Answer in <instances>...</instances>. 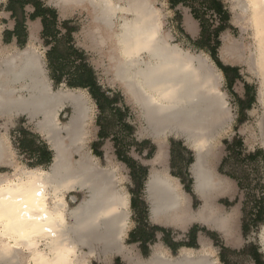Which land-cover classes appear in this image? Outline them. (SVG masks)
I'll list each match as a JSON object with an SVG mask.
<instances>
[{
  "label": "bare ground",
  "instance_id": "1",
  "mask_svg": "<svg viewBox=\"0 0 264 264\" xmlns=\"http://www.w3.org/2000/svg\"><path fill=\"white\" fill-rule=\"evenodd\" d=\"M66 2L88 10L86 41L108 59L114 81L141 109L145 130L156 140L146 191L152 221L182 229L201 221L239 243L238 209L224 213L216 204V197L231 196L235 188L217 171L216 141L228 115L217 68L203 54L171 42L153 0ZM236 7L253 29L251 67L262 79L259 99L264 107V0H236ZM186 26L191 28L189 21ZM39 29L32 22V41L23 50H0V117L27 115L54 157L48 170L23 168L0 132V167L13 168L12 174L0 172V264H88L98 254L124 255L130 264H219L204 238L198 254L186 249L174 259L159 244L145 261L126 248L129 194L120 186L118 168L100 165L89 149L93 101L85 89L51 87L36 47ZM245 52L225 46L221 57L240 61ZM66 107L72 112L62 122ZM262 117L264 126V113ZM169 136L182 138L194 153L190 170L195 194L203 202L198 211L191 209L189 195L166 167L164 139ZM76 193L85 197L80 200ZM260 239L264 248V228Z\"/></svg>",
  "mask_w": 264,
  "mask_h": 264
},
{
  "label": "rangeland",
  "instance_id": "2",
  "mask_svg": "<svg viewBox=\"0 0 264 264\" xmlns=\"http://www.w3.org/2000/svg\"><path fill=\"white\" fill-rule=\"evenodd\" d=\"M40 1H42L46 7L57 10L59 22L68 20L70 21V27H76L78 29V31L74 33V42L76 46L86 53L87 59L95 69L103 89L105 91H113L114 95H116V93L119 95L121 100L118 102V106L123 108L124 115L121 119L111 112L100 114L96 104L93 102L94 115L89 149L98 158L100 165L104 167L110 165V168H118V177L119 179L121 178L120 186L126 193H129V202L134 199L133 195L138 196L141 194L143 197L144 193H132L133 190H144L141 169L137 167V169L134 170V166L127 165L121 160L123 159L126 161L132 158L140 167H145L148 173H150V170L154 167L152 159L158 147L156 140L145 130L146 125L141 115V109L131 102V99L124 93L121 85L114 81L113 76L108 70V59L94 50L88 40L86 41L84 35L91 25V17L86 7L77 3L75 4L74 2H66V0ZM223 2L227 11L230 13V20L227 23L226 29L220 34V46L217 50V57L225 66L237 68L239 76L232 70H230L228 74H225L217 66L210 54L214 41L205 43L206 47L204 48L195 44V41L200 38L201 28L199 22L193 18L189 7L180 5L177 9L173 10L168 0H153L154 6L161 11L163 28L166 33L170 34L172 38L171 42L178 44L184 49H189L196 55L203 54L208 57L211 63L217 68L216 81L219 83L221 91L225 94L227 102V123L221 131V134L217 137L215 150H217L216 153L218 154V172L231 179L235 184L236 189L233 190L232 195L223 198V201H226L227 206L224 212H231L235 208L239 211L238 230L240 242L237 244L238 246L235 247V245L233 246L231 242H228L224 236L222 237L219 232H214L216 235V238L212 237L214 238V248L208 239V232H205L206 227L203 226H200V229L204 230L203 233L200 234V236L203 235L200 239L204 238L209 241L213 259H216L219 264H257L253 254L256 251L261 255L260 263L264 264V248L260 239V234L264 228V209L261 212V217L257 216V207L261 202L260 199L264 197V126L261 125L263 122L262 116L264 107L259 99L262 79L251 67V53L249 48L252 49L256 45V41L253 29L247 22L248 18H243V16L239 14L237 7L235 10L236 0H223ZM13 5L14 0H0V50L23 49L26 47L29 40L28 38L16 41L11 33L8 32L14 28V17L17 16L18 19H22L23 15V12L20 10V5L18 4L14 5L17 13L12 15L9 9ZM33 10L32 6L25 7L26 14H30ZM207 19L214 27L220 23V19L217 15L208 14ZM35 21L39 20L37 19ZM186 21L190 22V29L187 28ZM19 25L21 26L20 29H22V25ZM29 25L30 23L27 25L28 30ZM59 27L64 32L63 26H61L60 23ZM225 46L238 47L240 53H242L243 50L247 52H245L244 57H242L240 61L233 60L232 58H228L227 61H225L221 57V49ZM36 47H38L37 49L40 54L43 55L44 65L45 68H47L46 52L50 49V46L46 45L41 32L37 37ZM48 74L49 71L47 70V75ZM217 76L220 79H217ZM48 77L50 79V76ZM230 83L233 84L232 87ZM64 86L55 87L53 82H51V87L54 90L65 88L66 86ZM110 97H113V95L110 94ZM239 98L243 99V104L239 103ZM71 112V108L66 107L60 114V120L66 122ZM100 125L103 127L105 133L104 139H100L98 135ZM24 127H27L29 131L28 135L32 137V139L25 138V135L22 133ZM0 131L6 134L5 136H7L13 148L14 161H16V164H19V166L23 168L49 169L53 160L47 163V159L49 156L52 158L54 156L51 146L48 144L47 140L37 132L34 124L28 122L25 116L15 117L12 120L0 118ZM237 141H242V149L236 145ZM164 142L167 145L166 167L170 174L176 177L186 166H188L189 169L190 164L194 162L193 151L190 150L185 144V141L179 137L169 136L164 139ZM94 143L97 144L93 146ZM257 151H260V155L257 159L248 157L249 154L256 153ZM38 152L41 153V156L36 154ZM187 160L188 165L186 163ZM157 168H161V165ZM0 172L12 174L13 168L0 167ZM191 180L192 179L189 177L190 185L193 183ZM189 189L192 191V186H190ZM188 194L190 195L193 193ZM77 195L80 200L85 197L84 193H79ZM195 197L193 201L191 199L190 203L191 208L194 210L202 205V200ZM69 199L70 196L68 197V200ZM142 199V204L149 208L144 197ZM70 205L71 207L75 206L72 203H70ZM145 207L135 212L133 206H129L131 225L125 238L126 248H132L139 258H146V248L143 250L144 255H141L140 244L133 243V240L140 234L138 229L142 225H146L149 229L156 226V224L149 219L148 210H145ZM171 226L174 227L175 225ZM167 229L169 232L165 239L167 241H173L172 239H175L178 243H184L182 241L186 239L185 235H187L190 230L180 232L176 228ZM132 231H136V234L131 235ZM150 236L152 237V235ZM200 236H198V239ZM158 237H160L159 240H162L161 233H159ZM157 242L159 241L157 240ZM222 247L223 250L221 249ZM164 249L166 250L165 247ZM166 253L168 254L167 250ZM117 259H120L123 264H130V262L125 259L124 255L119 254H112L108 257L98 254L90 258L88 264H117Z\"/></svg>",
  "mask_w": 264,
  "mask_h": 264
},
{
  "label": "trees",
  "instance_id": "3",
  "mask_svg": "<svg viewBox=\"0 0 264 264\" xmlns=\"http://www.w3.org/2000/svg\"><path fill=\"white\" fill-rule=\"evenodd\" d=\"M168 2L173 10L177 9L180 5L190 8L193 18L199 22L201 28L200 38L195 41V44L204 48L206 47L205 43L214 41L210 54L217 66L225 74H228L229 71L232 70L239 76L237 68L225 66L217 57V50L220 46V34L226 29L227 23L230 20V13L227 11L223 0H168ZM15 4L20 5L22 10L25 5L32 4L34 11L30 15L31 20H41L43 26L41 35L46 45L50 46V49L46 52V59L49 76L54 86L60 87L63 84L72 89H85L96 104L100 114L111 112L121 119L124 115L123 108L118 106V102L121 100L119 95L117 93L114 95L113 91H105L103 89L95 69L87 59L86 53L78 48L74 42V33L77 32L78 29L76 27H70V21L68 20L59 22L57 10L46 7L40 0H14V5ZM14 5L11 6L9 10L15 14L17 11ZM208 14L217 15L220 19V23L215 27L211 25L207 19ZM59 23L63 26L64 32L59 27ZM20 27V25H17L16 31L17 29L19 31ZM16 31L8 32L13 35ZM230 85L231 87L233 86L232 83H230ZM110 94H112L113 97H110ZM243 102V99L239 98V103L243 104ZM98 135L100 139L105 138V133L101 125ZM96 144L97 143H94L93 146ZM236 145L240 148L243 147L242 141H237ZM36 154L41 156L40 152ZM259 155L260 151H257L256 153L249 154L248 157L251 159H257ZM51 160L52 157L49 156L47 163H50ZM121 160L127 165L134 166V170H136L137 167L140 168L142 171V180L146 179L148 171L145 167H140L132 158H129L126 161L123 159ZM260 201L261 202L257 207V216L261 217V212L264 209V197H262ZM151 230L152 237L139 234L138 238H135L133 241H139L141 239L147 240V238L153 241L155 238L154 233L156 231L164 233L169 232L167 229L158 226H153ZM253 254L257 264H261L260 253L256 251ZM116 263L123 264L120 259H117Z\"/></svg>",
  "mask_w": 264,
  "mask_h": 264
},
{
  "label": "crops",
  "instance_id": "4",
  "mask_svg": "<svg viewBox=\"0 0 264 264\" xmlns=\"http://www.w3.org/2000/svg\"><path fill=\"white\" fill-rule=\"evenodd\" d=\"M27 6H32V4H27V5H25L24 6V8H23V10L21 9V6H20V10L23 12V15H22V19L21 18H19L18 19V17L17 16H15L14 17V19H15V24H14V28L12 29V30H9V31H11V32H14V31H16V26L17 25H19V24H21L22 25V29H19V31H18V29H17V31L12 35V37L16 40V41H19V39H23V40H25V39H28L29 38V40H28V43H27V45L32 41V39H31V34H30V30H31V26H32V22H38L39 24H40V29H39V33L40 32H42V30H43V26H42V23H40L41 22V20L40 19H38L39 21H32L31 20V18H30V15L32 14V12L30 13V14H26L25 13V7H27ZM34 9V8H33ZM10 11V10H9ZM34 11V10H33ZM11 13H12V15H14V12H12V11H10ZM28 23H30V25H29V30L27 29V25H28ZM29 32H28V31ZM39 33H38V35H39ZM26 34V35H25ZM30 41V42H29ZM26 45V46H27ZM25 48V47H24ZM23 48V49H24ZM23 49H21V48H18L17 50H23ZM46 70H48L47 68H46ZM48 76H49V74H48ZM50 81H51V79H50ZM52 82V81H51ZM91 98V97H90ZM92 99V98H91ZM93 101V100H92ZM94 102V101H93ZM19 116H25L26 117V119L28 120V122L29 123H32V121H30L29 120V117L27 116V115H19ZM19 116H13V117H11V116H3V117H0V118H2V119H7V120H12L13 118H15V117H19ZM1 132V131H0ZM29 131H28V129H27V127H24L23 129H22V133L25 135V138H31L32 139V137H29V133H28ZM3 133V132H2ZM21 133V132H20ZM21 133V134H22ZM42 135V134H41ZM28 136V137H27ZM43 136V135H42ZM24 138V139H25ZM23 139V140H24ZM20 144V143H19ZM194 154V153H193ZM54 157V156H53ZM195 158V157H194ZM52 160H53V158H52ZM195 160V159H194ZM191 165V164H190ZM159 165H157L156 167H158ZM152 170V169H151ZM169 171V170H168ZM188 172H189V169H188ZM170 173V172H169ZM190 174V173H189ZM148 175H150V173H148L147 174V177H146V179H144V180H142L143 182H144V184L143 185H145V182L147 181V178H148ZM174 177H175V175H174ZM189 177L191 178V175H189ZM176 178H178V176L176 175ZM192 180V182H193V177L191 178ZM178 180L180 181V179L178 178ZM181 183V182H180ZM182 184V183H181ZM192 193L193 194H188L185 190H184V192L185 193H187L188 195H189V197H190V203H191V199H192V201H193V199H194V197L196 196L197 198H199L196 194H195V191H194V186H193V183H192ZM235 186V185H234ZM182 188H183V186H182ZM236 188H234V190H235ZM142 190H140V193H144V195H143V197H144V200L147 202V204H148V206H149V208H145V210H148V217H149V215L151 216V207H150V205H149V203H148V200H147V194L145 193V186H144V190L141 192ZM77 194H79V193H77ZM76 194V195H77ZM82 194V193H81ZM129 194V193H128ZM145 195H146V197H145ZM77 197H78V195H77ZM142 196H141V194L140 195H138V196H135V195H133V200H130V202H129V206L131 207V206H133V209H134V211L135 212H138L139 210H140V208H143V207H145L143 204H142V202H143V198ZM195 197V198H196ZM79 198V197H78ZM217 199H219V197H216ZM223 198H225L224 196H220V199H219V201H218V203L216 202V204L217 205H219L220 207H221V209H222V212H224V210L226 209V203H222L221 201L223 200ZM80 199V198H79ZM83 199V198H82ZM217 199H216V201H217ZM199 200H201L200 198H199ZM143 205V206H142ZM202 205H203V202H202ZM190 207H191V205H190ZM200 208V207H199ZM199 208L198 209H196V210H194V209H192V210H194V211H198L199 210ZM130 209V208H129ZM149 212H150V214H149ZM225 213V212H224ZM227 213V212H226ZM239 218V217H238ZM149 219H151L152 220V218H150L149 217ZM153 222V221H152ZM154 223V222H153ZM154 224H156V223H154ZM195 224V225H194ZM193 225V226H192ZM156 226H160V227H162V228H165V229H167V228H176L177 230H179L180 232H186L187 230H189L188 231V233H187V235H185V240H183L182 242H184V243H178L175 239H172L173 241H167L166 239H165V237H167V234H168V232H166V233H164V232H161V231H156L155 233H154V235H156L155 236V238H154V240L153 241H151L149 238H147V240H144V239H141V240H137V241H133V243H139L140 244V250H141V255H144V252H143V250H144V248H146V258H140L142 261H145V260H147V259H149L151 256H152V254H153V251H154V247L155 246H157V244H159V245H161L162 247H165L166 248V250H167V252H168V256H171L170 258H172V259H174V258H177V257H179L181 254H182V252L184 251V250H191L192 252H194L195 254H198V252L199 251H201L202 250V246H201V243H200V238L201 237H203V235H201L200 236V234L201 233H203V229H200V226H203V227H206L205 228V232H208V239L210 240V242L212 243V246L214 247V245H213V239L214 238H212V237H215L216 238V235H215V233L214 232H219L221 235H222V237L224 236V238L227 240V238H226V236H225V234H223L221 231H219L216 227H211V226H208V225H206V224H203L201 221H194V222H192V223H190L189 224V226L187 227V228H185V229H182V228H180V227H178V226H171V225H168V226H166V225H160V224H156ZM191 227V228H190ZM135 228H137V227H135ZM139 231H140V235H148V236H150V235H152V230L151 229H149V227H147L146 225H142L139 229H138ZM168 230V229H167ZM238 232H239V230H238ZM159 233H161V235H162V240H159L160 239V237H158V235H159ZM132 234H136V231H132L131 232V235ZM198 236H200L199 237V239H198ZM151 237V236H150ZM240 237V236H239ZM138 238V237H137ZM159 241V242H157V240ZM228 241V240H227ZM177 242V243H176ZM229 242V241H228ZM232 243V242H231ZM233 244V246L235 245V247L236 246H238L237 244L238 243H232ZM223 246V245H222ZM215 248V247H214ZM227 248V247H226ZM128 250H132V253L134 254V257H138V256H136V253L134 252V250L132 249V248H127ZM222 250H223V247L221 248ZM151 251V252H150ZM198 251V252H197ZM150 253V254H149ZM139 258V257H138ZM126 259V258H125ZM219 263V262H218Z\"/></svg>",
  "mask_w": 264,
  "mask_h": 264
},
{
  "label": "flooded vegetation",
  "instance_id": "5",
  "mask_svg": "<svg viewBox=\"0 0 264 264\" xmlns=\"http://www.w3.org/2000/svg\"><path fill=\"white\" fill-rule=\"evenodd\" d=\"M187 165H188V160L186 161ZM178 178L180 179V182L182 183L183 189L187 192V193H192V191L189 189V187L191 186L189 184V172H188V166H186L185 169L182 170L181 173H179ZM132 193H140V190H133ZM222 203H226V201H221Z\"/></svg>",
  "mask_w": 264,
  "mask_h": 264
},
{
  "label": "water",
  "instance_id": "6",
  "mask_svg": "<svg viewBox=\"0 0 264 264\" xmlns=\"http://www.w3.org/2000/svg\"><path fill=\"white\" fill-rule=\"evenodd\" d=\"M194 156V155H193ZM195 159V158H194ZM192 165V164H191ZM191 165H190V167H191ZM218 171V170H217ZM189 173H190V175H191V178H192V174H191V170H190V168H189ZM149 179H150V177H149V175H148V178H147V181L145 182V193H146V191H147V185H148V182H149ZM194 180H193V186H194ZM145 197H146V195H145ZM220 199V198H219ZM219 199H217V203H218V201H219ZM150 209V208H149ZM149 214H150V212H149ZM149 217L151 218V216L149 215Z\"/></svg>",
  "mask_w": 264,
  "mask_h": 264
}]
</instances>
